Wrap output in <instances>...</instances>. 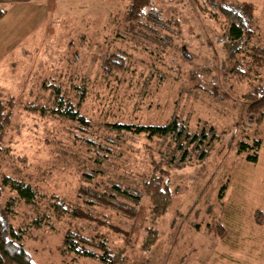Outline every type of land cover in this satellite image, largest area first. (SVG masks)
<instances>
[{
    "label": "rangeland",
    "instance_id": "1",
    "mask_svg": "<svg viewBox=\"0 0 264 264\" xmlns=\"http://www.w3.org/2000/svg\"><path fill=\"white\" fill-rule=\"evenodd\" d=\"M226 1L252 4L250 44L264 49V0ZM194 2L205 5L154 0L178 23L155 36L127 32L129 0H31L4 25L18 22L14 38L24 36L0 58V96L13 100L0 179L30 184L35 198L27 204L4 188L0 200L11 197L9 220L35 264H104L68 251L67 230L103 242L126 264H264V103L250 110L246 98L264 87V68L254 69L260 82L254 70L228 72L226 20ZM110 54L123 59L107 71ZM69 103L73 118L61 112ZM172 117L189 132L205 131L203 159L189 146L179 164L171 138L114 127ZM158 168L168 172L171 200L154 215L143 184ZM55 202L76 214L57 216ZM218 224L223 237L213 231Z\"/></svg>",
    "mask_w": 264,
    "mask_h": 264
},
{
    "label": "trees",
    "instance_id": "2",
    "mask_svg": "<svg viewBox=\"0 0 264 264\" xmlns=\"http://www.w3.org/2000/svg\"><path fill=\"white\" fill-rule=\"evenodd\" d=\"M205 5H199L198 8L203 12L210 13V16L215 13L221 14L225 20V29L223 33V47L226 51V57L230 67L228 72L242 77L247 76L249 71L258 67L264 68V49L250 44V39L253 34V6L247 2H228L226 0H204ZM212 11L213 13H211ZM5 8L0 6V18L5 14ZM127 32L130 35L151 31L152 36L160 35V28H167L170 23L178 26L174 19L164 18L163 11L158 8L154 0H129L124 16ZM178 30V29H177ZM142 34V33H141ZM158 36L161 40V48H164L163 43L166 37ZM144 36V35H143ZM148 37V38H151ZM123 57L120 54H110L103 58V67L106 70L115 69L121 66ZM255 71V70H254ZM256 73V71H255ZM258 81L262 77L258 73ZM56 95L58 90L55 91ZM248 107L250 110L258 111L264 103V87L256 85L253 90L247 93ZM7 102V103H6ZM3 103L0 96V151L2 150V141L5 129L8 127L11 120V105L13 100L8 99ZM57 106L61 109L62 101L58 99ZM67 104V103H66ZM64 105L61 112L67 116H76V111L73 110L71 104ZM60 111V110H59ZM117 130H124L134 134H144L147 138H171L176 143V148L180 152L179 164L189 157V146H193L192 150L196 152L197 158L203 159L208 153L209 141H205V131L199 133L189 132L187 126L178 117H172L164 124H115ZM211 140V135L209 137ZM242 149L245 145L241 144ZM190 158V157H189ZM246 158L255 161V155H247ZM178 166V165H176ZM156 170H158L156 172ZM155 169L150 182L143 184L144 190L152 200L151 211L154 215L164 214L170 205L171 193L167 185V173L165 170ZM164 175L166 177H164ZM4 188H8L16 197L27 204L33 203L35 192L30 184L18 180L11 179L8 176L0 179V198ZM11 197L1 203L0 200V264H35L30 253L23 246V232L20 228H16L11 224L9 217L11 215L10 208ZM53 210L57 216L65 214L75 215L71 208L63 205L62 202H55ZM221 225H215L213 231L215 235L223 237L221 233ZM225 231V230H224ZM226 232V231H225ZM145 246L148 247L152 242L150 236L144 240ZM63 245L68 251H72L81 257L94 258L104 264H126L121 257L116 256V252L108 249L103 242L96 240L85 239L76 231L67 230L64 234ZM97 249L98 251H96Z\"/></svg>",
    "mask_w": 264,
    "mask_h": 264
},
{
    "label": "crops",
    "instance_id": "3",
    "mask_svg": "<svg viewBox=\"0 0 264 264\" xmlns=\"http://www.w3.org/2000/svg\"><path fill=\"white\" fill-rule=\"evenodd\" d=\"M21 1L24 3H21ZM30 3L31 0H0V6L6 10L5 14L0 18V27L3 26L2 29L6 30L4 25L10 23L11 20H14L15 16H24L27 13L26 8H28V11L30 10ZM17 28L18 22H16L14 26L8 27L7 30L0 35V40L6 39L3 44H0V58L7 55L9 49L14 47L15 44L23 38L24 35L16 39L14 38V33Z\"/></svg>",
    "mask_w": 264,
    "mask_h": 264
}]
</instances>
